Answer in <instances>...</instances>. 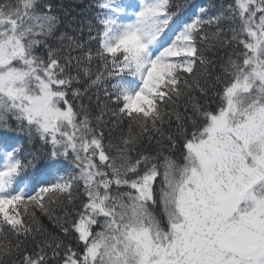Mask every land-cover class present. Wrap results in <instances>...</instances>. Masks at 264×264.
Here are the masks:
<instances>
[{
    "label": "snow or ice",
    "instance_id": "1",
    "mask_svg": "<svg viewBox=\"0 0 264 264\" xmlns=\"http://www.w3.org/2000/svg\"><path fill=\"white\" fill-rule=\"evenodd\" d=\"M87 7L0 0V264H264V0Z\"/></svg>",
    "mask_w": 264,
    "mask_h": 264
},
{
    "label": "trees",
    "instance_id": "2",
    "mask_svg": "<svg viewBox=\"0 0 264 264\" xmlns=\"http://www.w3.org/2000/svg\"><path fill=\"white\" fill-rule=\"evenodd\" d=\"M94 0H57V3L62 4L65 9L71 10L75 9L72 14L75 16L79 14L81 11L84 12L85 16H88L90 13V9L87 7L89 4H92ZM201 2V0H197V3ZM218 2V0H217ZM177 157L179 153L177 152ZM44 220L45 225H48V221L46 218H42Z\"/></svg>",
    "mask_w": 264,
    "mask_h": 264
}]
</instances>
